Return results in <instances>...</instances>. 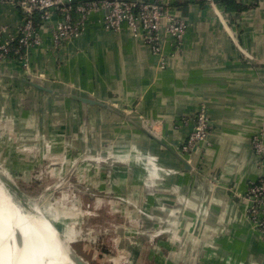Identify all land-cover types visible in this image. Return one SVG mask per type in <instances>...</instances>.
Segmentation results:
<instances>
[{
  "label": "crops",
  "instance_id": "obj_1",
  "mask_svg": "<svg viewBox=\"0 0 264 264\" xmlns=\"http://www.w3.org/2000/svg\"><path fill=\"white\" fill-rule=\"evenodd\" d=\"M182 1L184 45L163 43L162 58L124 28L94 24L55 51L43 31L44 45L31 57L35 78L26 81L18 66L0 64V115L19 119L27 137L57 143L60 176L83 150V157L110 161L88 171V185L131 208L123 217L132 224L165 220L178 238L215 239L224 252L217 258L200 244L185 245L181 264H223L225 256L264 264V245L235 195L259 174L253 136L264 143V0H243L244 13L231 12L238 25L232 21L228 30L211 0ZM19 23L17 10L0 5V26L12 32ZM201 108L211 131L192 157L197 171L184 172L178 151Z\"/></svg>",
  "mask_w": 264,
  "mask_h": 264
},
{
  "label": "rangeland",
  "instance_id": "obj_2",
  "mask_svg": "<svg viewBox=\"0 0 264 264\" xmlns=\"http://www.w3.org/2000/svg\"><path fill=\"white\" fill-rule=\"evenodd\" d=\"M0 117L5 120L0 122V179L3 185L23 209H39L41 216L55 228L61 242L66 244V250L77 255L84 263L171 264L173 261V264H181L185 263L180 256L185 245L197 248L199 244L203 251L211 250L217 258L223 256L220 255L224 252H221L218 240H185L181 236L178 239L171 233L170 224L165 220L151 225L132 224L123 217L129 214L131 208L127 211L118 201L106 198L105 190L93 191L88 185L89 179L87 182H78L81 179L79 171L58 187L57 163L61 161V154L57 143H51L50 138L42 135L27 137L21 133L22 137H19L17 122L20 120L6 114ZM143 130L149 135H156V129L145 127ZM83 153L84 150L80 151L73 159L83 158ZM92 158L101 160L103 157L93 155ZM92 167L102 169L105 161ZM67 184L74 186L79 193ZM87 187L93 194L84 192ZM78 213L81 214L72 218ZM167 232L175 238H170ZM154 234L157 236L152 237ZM225 244L230 246L232 242L224 241ZM197 258L200 259L199 256ZM227 261H232V264L241 262H236L231 256L221 258L223 264H227ZM248 264L263 263L254 261Z\"/></svg>",
  "mask_w": 264,
  "mask_h": 264
},
{
  "label": "built area",
  "instance_id": "obj_3",
  "mask_svg": "<svg viewBox=\"0 0 264 264\" xmlns=\"http://www.w3.org/2000/svg\"><path fill=\"white\" fill-rule=\"evenodd\" d=\"M236 2L240 6L247 5L246 0L245 2L236 0ZM179 3H183V1L0 0V5L11 7L20 14V23L14 31L8 32L6 26H0V64L8 62L18 66L20 73L17 75L26 77V81H29L36 77L31 57L36 49L42 48V44L44 45L45 40L41 34L43 31L49 35V50L55 51L79 39L85 29L94 24H99L108 32L127 29L135 39L141 40L150 49L152 55L162 58L163 43H169L175 50L181 49L184 45L187 22L179 14ZM210 3L212 8L219 9L217 14L227 30L232 21L238 25V22L234 21V15L231 12H226L223 4L213 0ZM236 12L238 14V11ZM239 12L240 14L244 13ZM163 63L161 62V65ZM2 117H0V122L3 123L5 120ZM184 120L185 118L182 119V122ZM210 131L209 114L201 108L192 116L191 130L178 151V154L190 166L196 149L206 143ZM18 136H21L20 131ZM251 143L258 160L259 174L253 181H250L241 194L235 193V195L238 196V201L243 207L251 230L264 245V143L261 135H254ZM102 161L85 156L78 161L73 159L72 167L66 176H60L58 170L59 181L57 184L62 186L78 171L81 173V179L78 182H87L88 171L93 168V165H98ZM192 168L194 172L197 171L194 167ZM67 186L79 193L74 186L70 184ZM84 192L89 195L93 194L89 187ZM171 236L178 238L177 235L174 237L171 234ZM230 262L227 261V264H232ZM239 264L244 263L240 262Z\"/></svg>",
  "mask_w": 264,
  "mask_h": 264
},
{
  "label": "bare ground",
  "instance_id": "obj_4",
  "mask_svg": "<svg viewBox=\"0 0 264 264\" xmlns=\"http://www.w3.org/2000/svg\"><path fill=\"white\" fill-rule=\"evenodd\" d=\"M47 220L39 209L20 207L0 179V264H74L66 244Z\"/></svg>",
  "mask_w": 264,
  "mask_h": 264
},
{
  "label": "water",
  "instance_id": "obj_5",
  "mask_svg": "<svg viewBox=\"0 0 264 264\" xmlns=\"http://www.w3.org/2000/svg\"><path fill=\"white\" fill-rule=\"evenodd\" d=\"M30 85H32L33 87L39 88L41 89L39 86H37L36 84L29 82ZM78 100H80L83 103L86 104H94L92 101L83 99V98H78ZM88 155H85V157H87ZM180 160L182 161L184 167L183 170L184 172H189V173H194L193 168L189 165V163L180 156ZM110 161L106 160V167H110L111 163H109ZM19 205V204H18ZM66 253L69 255V257L71 258V260L73 261L74 264H86L84 263L81 258H79L77 255H75L74 253H71L70 251L66 250Z\"/></svg>",
  "mask_w": 264,
  "mask_h": 264
},
{
  "label": "trees",
  "instance_id": "obj_6",
  "mask_svg": "<svg viewBox=\"0 0 264 264\" xmlns=\"http://www.w3.org/2000/svg\"><path fill=\"white\" fill-rule=\"evenodd\" d=\"M223 4L226 12H236L242 10L241 6L236 2V0H218Z\"/></svg>",
  "mask_w": 264,
  "mask_h": 264
}]
</instances>
